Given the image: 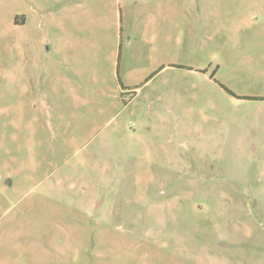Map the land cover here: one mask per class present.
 Wrapping results in <instances>:
<instances>
[{"label": "rangeland", "instance_id": "1", "mask_svg": "<svg viewBox=\"0 0 264 264\" xmlns=\"http://www.w3.org/2000/svg\"><path fill=\"white\" fill-rule=\"evenodd\" d=\"M0 264H264V0H0Z\"/></svg>", "mask_w": 264, "mask_h": 264}]
</instances>
